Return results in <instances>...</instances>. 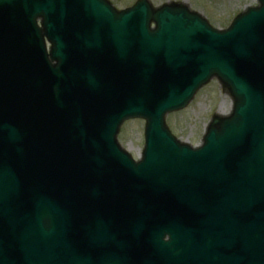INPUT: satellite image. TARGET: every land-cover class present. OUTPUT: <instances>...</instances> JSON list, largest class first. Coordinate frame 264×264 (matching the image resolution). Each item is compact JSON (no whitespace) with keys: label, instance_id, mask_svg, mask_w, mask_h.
<instances>
[{"label":"water","instance_id":"1","mask_svg":"<svg viewBox=\"0 0 264 264\" xmlns=\"http://www.w3.org/2000/svg\"><path fill=\"white\" fill-rule=\"evenodd\" d=\"M258 3L220 31L184 3L0 0V264H264ZM213 78L233 109L195 149L166 116Z\"/></svg>","mask_w":264,"mask_h":264},{"label":"rangeland","instance_id":"2","mask_svg":"<svg viewBox=\"0 0 264 264\" xmlns=\"http://www.w3.org/2000/svg\"><path fill=\"white\" fill-rule=\"evenodd\" d=\"M117 9L133 6L137 0H109ZM155 7L169 2H184L190 8L203 15L212 27L223 30L230 26L233 19L250 6L255 0H150ZM232 102L224 93L217 80L204 87L194 101L183 111L171 114L167 125L181 141L196 147L200 145L206 127L215 113L227 114ZM144 127L141 120L126 122L120 131L118 140L135 159H138L144 147Z\"/></svg>","mask_w":264,"mask_h":264}]
</instances>
